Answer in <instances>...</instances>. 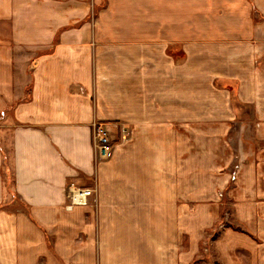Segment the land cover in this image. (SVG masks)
Masks as SVG:
<instances>
[{
    "label": "crops",
    "instance_id": "obj_1",
    "mask_svg": "<svg viewBox=\"0 0 264 264\" xmlns=\"http://www.w3.org/2000/svg\"><path fill=\"white\" fill-rule=\"evenodd\" d=\"M232 88L264 139V0H0V264H264L263 188L208 245Z\"/></svg>",
    "mask_w": 264,
    "mask_h": 264
},
{
    "label": "rangeland",
    "instance_id": "obj_2",
    "mask_svg": "<svg viewBox=\"0 0 264 264\" xmlns=\"http://www.w3.org/2000/svg\"><path fill=\"white\" fill-rule=\"evenodd\" d=\"M231 92L229 105L235 116H232L233 121L229 122V164L227 166L226 164L218 166L225 176H227V180L225 186L218 188L219 190L217 191L218 200H220L218 203L223 206L220 205L221 208L217 210L216 219L208 228L209 246L211 245V240H214L218 233H220L222 225L226 227L233 225L244 228L236 218L234 205L239 199H251V197L246 196V198L241 195V192L237 191L248 190L249 193L247 194L252 195L254 192H258L262 188L264 189V139L258 137L254 130L256 121L259 120L254 116L253 106L240 102L233 88ZM4 141L6 142L5 150L11 155L9 138L6 137ZM8 161H6V166L4 165V172L11 179L12 170L9 169ZM75 183L82 185L77 182ZM232 192L234 193L232 194ZM256 202L257 204H264V197L256 199ZM204 247L202 248V255L199 257L202 264H219L212 257L211 248L206 252L204 251Z\"/></svg>",
    "mask_w": 264,
    "mask_h": 264
},
{
    "label": "built area",
    "instance_id": "obj_3",
    "mask_svg": "<svg viewBox=\"0 0 264 264\" xmlns=\"http://www.w3.org/2000/svg\"><path fill=\"white\" fill-rule=\"evenodd\" d=\"M119 130V140L126 137L128 128L125 125L117 126ZM93 146L95 157L98 161H106L114 155L117 141L112 139L110 130L104 122H95L93 124ZM95 193V188L86 185H77L75 182L69 183L67 187V203L68 210L76 206L87 205L91 197Z\"/></svg>",
    "mask_w": 264,
    "mask_h": 264
},
{
    "label": "trees",
    "instance_id": "obj_4",
    "mask_svg": "<svg viewBox=\"0 0 264 264\" xmlns=\"http://www.w3.org/2000/svg\"><path fill=\"white\" fill-rule=\"evenodd\" d=\"M116 141H119V138ZM229 226L234 228L235 230L244 231L242 227L233 226V225H229Z\"/></svg>",
    "mask_w": 264,
    "mask_h": 264
}]
</instances>
